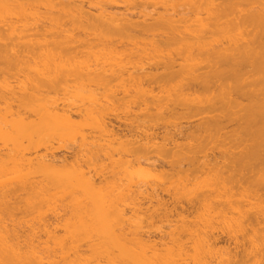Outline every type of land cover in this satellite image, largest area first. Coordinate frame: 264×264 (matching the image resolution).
Listing matches in <instances>:
<instances>
[{
    "label": "bare ground",
    "instance_id": "1",
    "mask_svg": "<svg viewBox=\"0 0 264 264\" xmlns=\"http://www.w3.org/2000/svg\"><path fill=\"white\" fill-rule=\"evenodd\" d=\"M79 1L0 0V61H6L4 65L1 62L0 67L4 70L6 68L7 71L9 65L16 67L17 64L20 67L23 64L26 68L24 63L40 51L44 58L42 67L40 64L37 67L35 59L31 60L35 61V64H32L33 68L31 67L29 74L35 73L36 76L38 72L39 76L35 78L32 74L34 78L29 77L30 85L22 84L23 87H19L21 90L15 87L17 91H3V82L0 84V91L3 92L0 94V103L4 105L0 108L7 106L3 113L0 112V118L5 120L6 125L3 123L0 127L1 140L4 138V142H0L5 143L2 144L3 149L0 145V216L1 213L11 215L15 222L23 224V230L26 224H31V220H43L40 226L44 229H40V234L46 231V238H49L47 242L45 240V243H40L37 237L39 235H36L39 230L35 232V228H39L30 225L28 228L34 229L29 237H26L28 241L25 238L20 240L21 226L18 228L15 222L14 226H9L11 220L8 223V216L6 219L0 218V264H210L213 258H210L211 255H218L222 251L215 249L221 240L214 233L218 224L223 225L224 229L221 230L227 233L228 240L238 241L243 236V240L249 241L247 246L250 245L249 248L253 249L248 252L249 256L251 252H259L264 259V0H87L90 1V7L97 10L96 15L86 12L87 6L80 5L86 0H83V3L81 0L80 4L75 3ZM148 1L154 4V10L160 6L164 10L163 13H158L152 23L147 22L150 14L141 16L147 17L144 18L145 23L134 22L130 18L131 14H127L130 12H127V8L135 7L134 9L147 11V6H150ZM119 6H126L127 13L123 14ZM42 7L45 12L40 11ZM113 7H118L120 13L111 10ZM134 12L136 14V11ZM190 14L194 18H189ZM37 22L38 24H35ZM39 23L44 24L43 27H39ZM39 36L60 37L49 44L44 43ZM76 36H83L82 39L92 36L87 40L88 44L91 40L90 47L88 44L85 46H88L87 50L91 48L88 50L91 53L96 52L92 54L93 57L87 51L90 58L95 60H85V56L81 61L78 60L77 49L70 46L72 44V47H75L81 38L77 39ZM97 36H100V39ZM64 37L67 38L66 42L61 39ZM115 37L116 40L121 37V40L132 38L129 39L133 40L132 42H136L135 39L141 41V54L149 55L144 59L160 57L159 64L149 67L152 72L147 68V72L143 69L144 72L140 73L139 69L145 68V64L141 66V63V67L135 72L133 69L137 67H132L130 60L133 58L125 55L126 52L122 53L125 46L123 51L120 47L116 50L115 45L119 43L114 42ZM158 37L163 40H158ZM95 38L98 41L95 48L98 46V49L92 46L96 43ZM219 38L225 42L219 45ZM104 41H109L108 44L114 43V46L111 45L115 51H112V47H109V50L110 45L107 46ZM102 42L107 46L106 50L102 48ZM173 46L175 53L170 50ZM175 46L180 47V50L176 52ZM99 48L103 49L105 57L100 55L102 50ZM73 49L76 50L73 52ZM109 51L113 52L112 56H109ZM120 52L119 56L125 55L124 58H119L117 53ZM97 54L99 60L96 58ZM73 57L77 60L73 61ZM109 57L111 60L116 57L121 63L123 59L124 66L126 61L130 60L131 65L128 62L126 65L129 64L133 69L124 70L126 68L121 66L120 62L112 60L116 67L120 65L121 69L117 70L113 67L114 63L109 61ZM101 58L105 61L101 66L113 65L114 69L107 65L109 70H113L109 71L103 67L97 70L94 66L97 63L96 66L100 67ZM104 58H108V63ZM179 60L181 63H178ZM88 61L89 65L97 62L88 66ZM7 63L9 65H6ZM5 65L6 67H3ZM39 67L43 71H40ZM17 69L16 67L14 71ZM21 71L19 73H22ZM115 80H128L137 90L136 94L130 96L134 92L133 87V90L128 89L132 91L129 97L124 95L127 97L123 100L124 103L128 102L123 104L127 112L121 111V107H124L121 105L123 96L119 100L117 92H111L112 95L116 94L113 97H118L115 98L117 102H122L117 103L108 92L107 88ZM61 81L67 84L68 81L73 84L75 81L78 86L77 81L81 84L80 87L88 84L97 85L98 88L105 86L104 92H108V96L106 93L102 95L95 92V97L102 95V98L106 95L104 98L113 99L116 102L114 105H121H115L120 112L117 114L118 111L115 112L117 109L114 107L113 110V100H101L100 97L98 100L94 97V92L91 100L86 101L87 107L82 105V108L75 107V103H70L75 108L67 106V103L64 104V98H59L58 102L57 98L56 101L48 100L50 91L64 87L65 83ZM59 82L60 86L63 84L62 87H58ZM172 83L174 86L168 92L166 89ZM67 84L69 90L64 87L66 91L62 89L63 95L64 92H72L75 85ZM155 87L162 89L161 95H156ZM139 91L142 97L141 94L137 95ZM133 95L139 96V101L136 102ZM69 96L74 98L71 93ZM130 97L131 102L133 97L135 99L133 104H130ZM104 100L109 101L110 106L106 105L107 101ZM137 104L140 109L135 112L138 114L132 116L135 112L132 111L131 114L130 106L137 107ZM112 112L115 114L112 115ZM121 112L134 118L130 119L125 114L121 117ZM139 114L142 120L138 119ZM135 117L141 124L136 120L140 128L134 129L139 132L141 129L142 132L140 125L143 124L142 127L146 130L142 133L133 129L136 121L132 120L136 119ZM180 117L199 119L182 126L175 123ZM115 123H118V126ZM94 125L99 130L98 134ZM4 127H7V132ZM227 128L231 129L228 133L225 132L228 131ZM221 132V140L214 144ZM75 133L79 138L81 136L82 144L76 139L78 136ZM65 134L73 137V140L75 137L76 145L81 144L79 148L74 144L77 150L73 147L68 154L58 156L54 153L56 148L49 146L45 154L35 153L37 148L33 145L37 142ZM206 143L211 149L210 143L214 144L213 154L200 157V154L207 152ZM216 150L221 156L214 155ZM220 157L222 161L217 159ZM202 158L205 160L202 161ZM134 166L141 170L145 167L146 171L156 173L160 177L171 179L181 176V179L177 180L178 184L174 182L169 185L167 182V187L164 183L150 187L151 190H141V187L137 188L138 192L137 189L134 190L139 194L138 197L142 196V201L150 203L151 207L149 205L144 208L145 202L140 203L138 197L134 199L131 186L123 184V174L127 176ZM198 176L207 180V186L201 184ZM162 193L167 194L171 200H165ZM180 197L187 199L182 201ZM135 200L139 204L134 202ZM253 200L255 203H252ZM57 201H61V211H64L67 217V223L65 219L60 221L63 216L59 218V222L66 223L61 225H65L63 230L67 231L65 235L69 236L68 241L65 236V239H61L62 236L56 234H53L56 235L54 238L51 228L54 223L48 220L51 216L45 215L47 208L48 211L50 208L47 207L48 204L52 206ZM66 201L69 206L64 204ZM15 211L21 212L25 218L23 214L37 215L33 219L29 218L30 221L24 218L26 223H22L23 220L16 221ZM53 214L56 215L57 212ZM67 214L72 216V221ZM185 215L194 219L189 221ZM174 216L180 218V224L171 231L169 237L170 243L174 240L175 243L172 242L171 247L167 246V249L164 246L163 254L157 249L158 245L156 247L152 241L142 238L141 235L145 236V226L141 225L145 223L144 218L146 222L152 220V223H147L153 224L155 220H162L163 217L169 222ZM46 218L53 225L49 227ZM56 225L54 226L57 227ZM261 225L263 226L256 227ZM57 228L53 233H57ZM140 229L143 230L141 234ZM147 236L150 239L149 235ZM83 241H86V250L82 246ZM234 245V251L245 247V244ZM228 247V253H232ZM254 254L253 260H263L257 257L259 254ZM221 258L222 262L223 257ZM227 259H230L227 264L232 263L231 258ZM226 261H223V264H226ZM239 261H234L233 264L240 263ZM260 261L254 264H259Z\"/></svg>",
    "mask_w": 264,
    "mask_h": 264
},
{
    "label": "rangeland",
    "instance_id": "2",
    "mask_svg": "<svg viewBox=\"0 0 264 264\" xmlns=\"http://www.w3.org/2000/svg\"><path fill=\"white\" fill-rule=\"evenodd\" d=\"M49 1H50V0H49ZM75 1H79V0H75ZM86 1H87V0H86ZM86 1L84 2V1L82 0V3H83V2L86 3ZM80 2H81V0H80L79 2H75V3L80 4ZM87 2H88V1H87ZM89 2H90V1H89ZM89 2L86 3L87 5L84 4V3H83V4H80V5H82L83 7L87 6V8H86V12H88V13H89V12L92 13L91 15H94V13H95V15H96L97 10H96L95 8H93V7H90V3H89ZM143 2H145V1H143ZM148 2H149V1H148ZM138 3H139V2H138ZM88 4H89V7H88ZM139 4H140V3H139ZM147 4H148V3H147ZM149 4H150V6H147L148 9H146V10L148 11V13H147V11H144L143 9H139V8H138V10H139V12H138L137 8L134 9L135 7H128V8H127L126 6H119V8H120V10L122 11L123 14H126L128 11H130V12H128L127 14H131L132 17H130V18H132V20H133L134 22H138V23H139V22H140V23H145L146 21H144V20H145L144 18H145L146 16H145L144 18L141 17V16H144L143 14H150V16H148V17H149L148 20H147V19H146V20H147L148 23H152L153 20L156 19V17L158 16L157 14H158V13H161V12L163 13L164 10H163L160 6H158V7H155V10H157V11L161 10V11H160V12H157V11H155V10L153 9V8H154V6H153L154 4L152 3V4H153V5H152L151 2H149ZM151 6H152V7H151ZM122 7H123V8H122ZM125 7H126L128 10L125 9ZM90 8H91V9H90ZM117 8H118V7H117ZM117 8H114V7H113L111 10H113L114 12L118 11V12L120 13L119 8H118V10H117ZM157 8H160V9H157ZM40 9H41V8H40ZM40 9H39V10H40ZM84 9H85V8H84ZM92 9H93V10H92ZM132 9H133V11H132ZM42 10H44L43 12H45V8L42 7V9H41L40 11H42ZM88 10H89V11H88ZM126 10H127V12H126ZM141 10H143V11H142L143 13L141 12ZM153 10H154L155 12H157V13H155ZM162 10H163V11H162ZM95 11H96V12H95ZM134 11H136V14H134V13H135ZM151 11H153V12H151ZM131 12H132V13H131ZM144 12H145V13H144ZM97 14H98V13H97ZM151 15H152V16H151ZM153 15H154V16H153ZM128 16H129V15H128ZM137 16H138V17H137ZM155 16H156V17H155ZM191 16H192V18H194V16H193L192 14H190V17H189V15H188L189 18H191ZM154 17H155V18H154ZM146 18H147V17H146ZM189 18H188V20H189ZM43 21H44V20H43ZM43 21H42V23H43ZM143 21H144V22H143ZM190 21H191V20H190ZM40 22H41V21H40ZM33 23H34V22H33ZM35 24H38V22L35 23ZM43 25H44V24L39 23V27H43ZM39 27H38V25H37V28H39ZM75 32H76V30H75ZM75 32H74V34H76ZM78 32H79V31H78ZM39 37H40V38L42 37L44 43H45V42H49V44H52V43H54V42H55L60 36H59L58 38H57V36H39ZM66 37H68V36H66ZM73 37H74V36H73ZM73 37H71V38L74 40ZM80 37H81V38H80ZM84 37H86V36H84ZM89 37H90V39H91L92 36H89ZM89 37H87V39H86V38H85V39H82L83 36H79V37L76 36L75 38H77V39L80 38V39L77 41L76 44H75L73 41H70L71 38H68V40H69L71 43L73 42V43L76 45L75 47H72V44H71V45L69 44V45L71 46V48H76V49H77V50H76V49H73L72 51H73V52H74L75 50H76V52L78 51L77 54H76V56H78V54H79V57H81V58H79V57H77V58H78V60L80 59V61H81L82 59H84V56H85V60H86V59H87V60L90 59L89 61H91L92 59L95 60V58H92V59H91L89 55H90V54H91V55H92V54H96V52L94 53V52L92 51L93 53H91L90 51H88V50H90L91 48L87 50L86 47H88V46H85L86 44H88V41H87V40H88ZM97 37H98V36H97ZM99 37H100V36H99ZM99 37H98V38H99ZM93 38H94V37H93ZM103 38H104V37H102V40H103ZM113 38H114V37H113ZM120 38H121V37L117 38V40H116V37H115V39H114L115 41H114L112 38H111L112 40H111L110 38H109V39H110L112 42L114 41V42H116V43H117V42L119 43V44H116V43H115V44H116L115 47L117 48V49H116L117 51H118V48H119V47L121 48V49H120V48H119V49L122 50L123 46H125V47H124V48H125L124 51L122 50L123 52H122V51H121V52H122V53H125V52H126V53H128V54L125 53V55H127V56L130 55V58H131V57L133 58V59H130V60L132 61V65H131L130 60H129V62H128V60H127L126 63H127V62L130 63V65H131L132 67H133V66H134V67H137V68L133 69V68H131V66H130L129 64L126 65V63H125V66L122 65L125 61L123 62V59H122V60L120 59V60L122 61V63H121L120 61H117V59H116L117 55L114 54V56H116V57H115V60H116L117 62H120L121 66H123V67L126 68V69H124V70H130V71H131V69H133V70L135 71L136 69H139L141 66H143V64H145V65H144L145 68H141L142 70L139 69L140 73H141V71L144 72V70H146L145 72H147V68H148V71L152 72L151 70H149V67H151V66H152V67H155V65L159 64L158 62H159L160 57H159V59H156V58H155V59H154V58H152V59H151V58H149V59H144L145 57H147V56H149V55L141 54V51L143 50V46L140 44V43H142L141 41H138V40H136L135 38H133V39H135L134 41H136V42H132L133 40H129V39H132V38H128V39L125 38V39H122V40H121ZM42 39H39V40L41 41ZM61 39H64L65 42L67 41V40H66L67 38L65 39V37H64V38H61ZM77 39H76V40H77ZM99 39H100V38H99ZM105 39H106V38H105ZM107 39H108V38H107ZM139 39H140V38H139ZM161 39L163 40L162 37H158V40H161ZM219 39H220V38H219ZM222 39H224V38H222ZM83 40H84V41H83ZM97 40H98V39H97ZM150 40H151V39H149V42H150ZM61 41H62V40H61ZM64 41H63V42H64ZM85 41H87V43H86ZM90 41H91V40H89V44H90ZM93 41H94V40H93ZM95 41H96V38H95ZM105 41H107V40H105ZM105 41H104V44L107 43V42H105ZM111 41H110V42H111ZM142 41H145V40H142ZM147 41H148V39H146V42H147ZM218 41H219V40H218ZM51 42H52V43H51ZM97 42H98V41H96V43L94 42L95 45H94V44L92 45L93 42L91 43V45L94 47V49H98V46H97V48H95L96 45H98ZM112 42H111V44H112ZM137 42H138V43H137ZM221 42H222V43H221ZM224 42H225V40H224V41H223V40L221 41V39H220V42H218V43H219V45H220V44H223ZM68 43H69V42H68ZM99 43H101V41H100ZM108 43H109V41H108ZM108 43L106 44L107 46L110 45V46H108V49H109V47H110V48L112 47V51H113V50L115 49V48L113 49L114 43L112 44L113 46H112L111 44H108ZM47 44H48V43H47ZM66 44H67V43H66ZM74 44H73V45H74ZM89 44H88V45H89ZM102 44H103V42H102ZM102 44H99V46H100V45L102 46ZM104 44H103L102 48L104 47V50H106L105 47L107 48V46H105ZM132 44H133V45H132ZM135 44H136V46H135ZM137 44H139V45H137ZM118 45H119V46H118ZM51 46H52V45H51ZM92 46H91V47H92ZM134 46H135V48H134ZM137 46H138V47L140 46V47L138 48ZM89 47H90V45H89ZM126 47L128 48V50H126V49H127ZM136 47H137V48H136ZM175 47H176V50H175L176 52L180 50V47H178V46H175ZM220 47H221V46H220ZM69 48H70V47H69ZM140 48H141V49H140ZM130 49H132V50H133L132 52L135 53L136 55L133 54V53L131 52ZM137 49H139V50H137ZM41 50H42V49H41ZM85 50H86V51H85ZM99 50H102V51L100 52V55L102 54V55L104 56V54H103V53H104L103 49L99 48ZM109 50H110V49H109ZM140 50H141V51H140ZM170 50L174 52V46L171 47ZM42 51H43V50H42ZM72 51H71V53H73ZM87 51H88V53L90 52L89 55H88ZM94 51H95V50H94ZM96 51L98 52V50H96ZM107 51H108V50H107ZM114 51H115V50H114ZM114 51H113V52H114ZM138 51H139V52H138ZM105 52H106V51H105ZM109 52H110V51H109ZM109 52H108V54H109ZM113 52H110L109 56H112L111 54H113ZM121 52H120V53H117L118 56H119V54H121ZM173 52H172V53H173ZM40 53H42V52H41V51H40V52H37V53H36L31 59L29 58V59L26 61V63H24L25 66H26V68L23 67V66H24L23 64H21L20 67H18L17 64H16V67L19 69V71H18V69H17V71L15 72L14 70H16V67H15L14 65H13V66H12V65H9L8 63H7L6 65H9V66H7V67L9 68V70L7 69V71H6V68H5V70H4V68L0 67V68H2V69L4 70V71H1L2 69H0V84L3 82L2 84H3V86H4V87L0 86V87H2L1 89L4 88L3 91H7V90H15V91H17L16 88H18V89H19V87L22 88V87H23L22 84H23L24 86H25V85H27V86L30 85V83H29V77H31L32 74H34V76H35V73H32L31 75L29 74V73L31 72V71H30V70H31V67L33 68V65H34L35 63H37V67H38L39 64H40L39 66L42 67L41 65L44 63V61H43L44 58H43V56H42ZM98 53H99V52H98ZM115 53H116V52H115ZM129 53H130V54H129ZM131 53H132L133 56H131ZM137 53H138L139 55H137ZM174 53H175V52H174ZM105 54H107V53H105ZM140 54H141V55H140ZM74 55H75V54H73V56H74ZM98 55H99V54L96 55L97 57L95 56L97 59H98ZM102 55H101V56H102ZM125 55H123L122 57L124 58ZM174 55H175V54H174ZM71 56H72V55H71ZM82 56H83V58H82ZM92 56L94 57V55H92ZM101 56H99V57H101ZM106 56L108 57V55H106ZM127 56L125 57V59L127 58ZM152 56H153V55H152ZM87 57H88V58H87ZM104 57H105V56H104ZM120 57H121V55L119 56V58H120ZM122 57H121V58H122ZM155 57H156V56H155ZM102 58H103V57H102ZM102 58L100 59L101 62L99 61V63H100V67H97V66H99V65L96 66L97 63L95 64V62H97V61L92 62V64H91V62H90V64H91V65H94V64H95L94 67H95L97 70H100V69H103V68H107L106 66H107L108 64H107V65L104 64V67H103V64H102V66H101V63H102V62H105V61H102ZM109 58H110V57H109ZM119 58H118V59H119ZM147 58H148V57H147ZM157 58H158V56H157ZM2 59H3V58H1V60H2ZM32 59H33V60L35 59L36 62H35V61H31ZM71 59H72L73 61H74V60H77L76 57H75V58L73 57V58H71ZM105 59H107V60H106V63H108V58H104V60H105ZM3 60H4V59H3ZM3 60L0 61V63L3 62ZM85 60H83V61H85ZM98 60H99V59H98ZM110 60H111V58L109 59V61H110ZM112 60H114V57H113ZM112 60H111V61H112ZM115 60H114V61H115ZM162 60H163V59H162ZM80 61H79V62H80ZM89 61H88V66H91V65H89ZM92 61H93V60H92ZM111 61H110V62H111ZM116 61H115V62H116ZM4 62L6 63V61H4ZM4 62H3V65L5 64ZM31 62H32V63H31ZM34 62H35V63H34ZM79 62H78V65H79ZM112 62H113V61H112ZM115 62H113V63H114V66H113V65H112V66H113L115 69L117 68V70L121 69V68H119L120 65H119V67H116V66H115V65H116ZM33 63H34V64H33ZM75 63H76V62H75ZM81 63H82V62H81ZM81 63H80V65H82ZM84 63H85V62H84ZM93 63H94V64H93ZM113 63H111V64H113ZM141 63H142V65L139 66ZM178 63H181V61L179 60ZM1 64H2V63H1ZM1 64H0V66H1ZM13 64H14V63H13ZM32 64H33V65H32ZM71 64H72V63H71ZM86 64H87V63H86ZM117 64H119V63H117ZM137 64H138V65H137ZM6 65L3 66V67H6ZM18 65H19V64H18ZM31 65H32V66H31ZM44 65H45V64H44ZM76 65H77V64H76ZM10 66H11V68H10ZM35 66H36V65H35ZM83 66H85V64H83ZM86 66H87V65H86ZM108 66L112 67L111 65H108ZM117 66H118V65H117ZM126 66H127L128 68H127ZM147 66H148V67H147ZM13 67H14V68H13ZM40 67H39L38 69H40ZM43 67H44V66H43ZM92 67H93V66H92ZM92 67H91V69H92ZM94 67H93V69H95ZM101 67H103V68H101ZM110 67H109V68H110ZM113 67H112V68H113ZM138 67H139V68H138ZM99 68H100V69H99ZM114 68H113V69H114ZM22 69H23V71H21ZM93 69H92V70H93ZM107 69H108V68H107ZM113 69H110V70H113ZM143 69H144V70H143ZM177 69H178V68H177ZM33 70H34V69H33ZM35 70H36V67H35ZM35 70H34V72H37V71H35ZM108 70H109V69H108ZM110 70H109V71H110ZM20 71H21L22 73H19ZM24 71H25L26 73H25ZM40 71H43V70L40 69ZM130 71H129V72H130ZM137 71H138V70H137ZM139 71H138V72H139ZM17 72H18V73H17ZM125 72H126V71H125ZM132 72H133V71H132ZM132 72H131V73H132ZM135 72H136V71H135ZM135 72H134V73H135ZM153 72L155 73V71H153ZM160 72H161V71H160ZM23 73H24V74H23ZM40 73H42V72H40ZM140 73H137V74H140ZM26 74L29 75V76H27ZM25 75H26V77H28V78H27L28 81H27V79L25 78ZM37 75L39 76V73H38V72L36 73L35 78L38 77ZM134 75H136V73H135ZM23 76H24V77H23ZM32 77H33V76H32ZM33 78H34V77H33ZM33 78H31V79H33ZM30 81H31V80H30ZM66 81H67V80H66ZM70 81L72 82L73 80L70 79ZM79 81H80V80H79ZM61 82H64V81H61ZM61 82H59V83L57 84L58 87L60 86V83H61ZM4 83H5V84H4ZM64 83H65V85H63V84H62V85H63L64 87H66V84H67V83H66V82H64ZM76 83L78 84V86H76L75 81H74V84H75V85H74L73 83H70L69 81H68V84H67V86H68L69 84H73V85H74V88L72 87L73 85H71V87H72L73 90L70 89V90H72V92L69 91V94L71 93V94L74 96L75 99H74V98H73V99L70 98L69 94L66 93V92H64L65 95H63V93H62V89L65 90L64 87H63V88H58V87H57V88H58V89H56L57 91L52 90V91L49 92V95H48L49 98H48V100H49V99H50V101H56V100H57V102H58V101H59V98H60V99H61V98H64V104L67 103V104H66L67 106H73L72 104L70 105V103H73V104L75 103V107L78 108V107L80 106V107L82 108V107L85 106V105H86V107H87V102H86V101L89 100V99L91 100V95H93L95 92L98 93V94H102V95L106 93V92H104V88H103V87H105V86H102V87H99V88H98L97 85H94V86H93V84H88V85H82L83 87H80L81 84H79L77 81H76ZM81 83H82V82H81ZM85 84H86V82H85ZM172 84H173V85H172ZM172 84H171V85H170V84L168 85V87H167V89H166L167 91H168V90H172L171 87L174 86V83H172ZM62 85H61L60 87H62ZM89 85H91L92 87H90ZM5 86H6V89H5ZM21 86H22V87H21ZM109 86H110V87L112 86V87H111L112 91H110V87L107 86L108 88H107V87H106V88L109 90L108 92H110V93H111V92H114V91L117 92V95H116V94H114V95L118 96L119 98H118V97H117V98H118L119 100L121 99L122 96L124 97V95H126L127 97H129L128 95H130L129 93L132 92V91H129L128 89H130V90H133V89H134V92H132L130 96H132L133 93L136 94L135 91H137V90L135 89L134 84H133L132 82L128 81V80H124V81H116V80H115V81H113ZM15 87H16V88H15ZM71 87H70V88H71ZM96 87H97V88H96ZM133 87H134V88H133ZM132 88H133V89H132ZM155 88H156V87H155ZM169 88H171V89H169ZM59 89H61V91H60ZM107 89H105V91H106ZM113 89H114V90H113ZM19 90H21V89H19ZM19 90H18V91H19ZM66 90H69V89H67V87H66ZM66 90H65V91H66ZM163 90H164V89H163ZM173 90H174V89H173ZM53 91H54V92H53ZM128 91H129V92H128ZM161 91H162V89H159V88L157 87L156 90H155L156 95H157V94L161 95V94H162ZM0 92H1V91H0ZM93 92H94V93H93ZM108 92H107V93H108ZM115 92H114V93H115ZM168 92H169V91H168ZM2 93H3V92H1L0 94H2ZM96 93H95V94H96ZM107 93H106V95H107ZM137 93H138L137 95L140 96L141 92L139 91V92H137ZM95 94H94V97L97 96V94H96V95H95ZM108 94H109V93H108ZM67 95H68L69 97H68ZM102 95H98V96L101 98ZM106 95H104V97H107V96H108V95H107V96H106ZM114 95H112V93H111V96H112V97H113ZM137 95H136V96H137ZM63 96H64V97H63ZM116 96L113 97L114 100L117 99ZM133 96H134V95H133ZM136 96H134V97H135L136 102H137V100L139 101V99H137L139 96H137V97H136ZM65 97H66V98L68 97V98L71 100V102H69L70 100H69L68 98L65 99ZM92 97H93V96H92ZM99 97H95V98L98 99ZM104 97H102L101 100H102V99H107V100H109V101H110V100H113V99H108V98H104ZM109 97H110V95H109ZM123 97H122V102H123V103L120 102V101L117 102L118 100H116V102H117V103H122L121 105H123V104L125 105V103L128 104L127 101L124 103V101L126 100L125 98H127V97H124V99H123ZM134 97H133V102H131V100H132L131 98H132V97H130V100H129V101L131 102L130 104H133V103H134V101H135ZM141 97H142V94H141ZM56 98H57V99H56ZM86 98H87V99H86ZM115 98H116V99H115ZM55 99H56V100H55ZM85 99H86V100H85ZM62 100H63V99H62ZM62 100H61V101H62ZM65 100H66V102H65ZM67 100H69V101H67ZM72 100H73V102H72ZM98 100H100V99H98ZM107 100H104V101L106 102ZM114 100L112 101L111 105H112L113 103H116V102H114ZM123 100H124V101H123ZM127 100H128V99H127ZM61 101H60V103H61ZM74 101H75V102H74ZM104 101H103V103H105ZM109 101H107V103H105V104H106V105L109 104V106H110V103H108ZM0 102H2V101H0ZM110 102H111V101H110ZM4 103H5V106H6L7 104H6L5 101H4ZM60 103H58V104H60ZM62 103H63V102H62ZM62 103H61L60 105H62ZM90 103H91V102H90ZM90 103H89V101H88V104H90ZM93 103H94V102H93ZM139 103H140V102H139ZM82 105H83V106H82ZM90 105H91V104H90ZM113 105H114V104H113ZM115 105H116V104H115ZM115 105L112 106V108L114 107L115 109H117L116 107H117L118 105H120V104H117L116 107H115ZM121 105H120V106H121ZM124 105H123V106H124ZM134 105H135V104H134ZM0 106L3 107L4 105L0 103ZM62 106H63V105H62ZM127 106H130V105H127ZM136 106H137V107L130 106V107H131V108H130V109H131V114H132L133 112H135V111L138 112V110L140 109V108L138 107V104H137ZM2 107H1V108H2ZM6 107H7V106H6ZM6 107L2 108V110H0V112L3 113V111L5 110ZM75 107L73 106V108H75ZM80 107H79V108H80ZM1 108H0V109H1ZM84 108H85V107H84ZM114 108H113V110H115ZM119 108H120V107H119ZM134 108H135V109H134ZM138 108H139V109H138ZM137 109H138V110H137ZM118 110H119V109H117L115 112H117ZM122 110H123V112L126 111V106H124L123 108L121 107V111H122ZM132 111H133V112H132ZM115 112H114V113L112 112V115L115 114ZM119 112H120V111H118L117 114H118ZM126 112H127V111H126ZM137 112H135L132 116H135V114H138ZM121 113H122V112H121ZM121 113H120V114H121ZM139 113H140V112H139ZM124 114H125V113H124ZM124 114L122 113L121 117H122V116L124 117ZM125 116H129L130 119H131V118H134V117H132L131 115H126V114H125ZM130 116H131V117H130ZM139 116H140V114H139ZM2 117H3V116H2ZM190 117H191V116H190ZM195 117H196V116H195ZM195 117H194V120H193L192 118L190 119L189 117H187L188 119H190V121H189L187 118H181V117H180V118H178V119L176 120V122H175V121H174V122H175V123H178V124H181L182 126H187L186 123L188 124V123H193L194 121H195V122L198 121L199 117H198V118H195ZM3 118H4V117H3ZM75 118H76V117H75ZM135 118H136V119H134V120H132V121H136V120H137V117H135ZM0 119H1V120H0V121H1V123H0V127H1V125H3V123H4V126H6V125H5V122H4L5 120H3L2 118H0ZM5 119H6V118H5ZM138 119H141V116H140V118H138ZM155 119H157V118H155ZM196 119H197V121H196ZM2 120H3V121H2ZM76 120H78V118H77ZM141 120H142V119H141ZM137 121H139V120H137ZM137 121H136V123H134L135 125L133 124V129L139 127L138 124H137V123H138ZM155 121H156V122H161V120H155ZM188 121H189V122H188ZM192 121H193V122H192ZM140 122H141V121H139V124H141ZM171 122H173V121H171ZM117 124H118V123H115L116 126H118ZM136 124H137V125H136ZM135 126H136V127H135ZM140 126H141V128H142V132H143V130L145 129V128L143 129V127H142L143 124L140 125ZM144 126H145V125H144ZM2 127H3V126H2ZM94 127H95V125H94ZM94 127L92 126V128H94ZM145 127H146V126H145ZM139 128H140V127H139ZM139 128H137V129L139 130ZM230 128H231V126H230ZM230 128H229V129L227 128L228 131L225 130V132H226V133L230 132V131H229V130H231ZM3 129L6 130L7 127H6V128L4 127ZM89 129H90V128H89ZM89 129H88V130H89ZM96 129H97V127H95V130H96ZM137 129H134V131H136V132H138V133H142V132H141V129H140V132L137 131ZM91 130H92V129H91ZM95 130L93 129V131H95ZM145 130H146V129H145ZM145 130H144V131H145ZM7 131H8V130H6V132H7ZM98 131H99V130L97 129V131H96L97 133H96V132H93V133H94V134H95V133L98 134V133H99ZM86 132H87V129H86ZM91 132H92V131H91ZM156 132H160V131H159V130H158V131L156 130ZM161 132H162V131H161ZM223 132H224V131H223ZM223 132H221V133L219 134L220 136L217 135V138H218V139L216 138V142H215V143L213 142L214 144L219 143L218 141L221 140L220 137H221V135L223 134ZM225 132H224V133H225ZM89 133H90V132H89ZM70 134H71V133H69V135H70ZM75 134H76V133H75ZM86 134H88V133H86ZM69 135H68V134H65V135L62 136V137H59V136H58V137H55V138L48 137V138H46V139H43V140L37 142L36 144L33 145L35 148H37V152H35V153H39L40 155H42L44 152L47 151L46 149H48L49 146H50V147L52 146V148H53V147L56 148V149H54V153H55L56 155L60 156V155H63V154H68L70 151H72L73 147H75V146H77V148H79L78 146H80V145L82 144L81 136H80V138H79V135L76 134V135L78 136V137L76 136V137H77L76 139H77V140L79 139V142L81 141V142H80L81 144L76 145V144L74 143L75 137H74V140L72 139L73 137H70V136H73V134H71L70 136H69ZM0 136H1V135H0ZM60 138H61L62 140H59ZM3 139H4V138H3ZM3 139H2V140H3ZM234 139L236 140L237 138H234ZM2 140H1V137H0V141H2ZM3 142H4V140H3ZM75 142H77V141L75 140ZM79 142H78V143H79ZM0 143H1V142H0ZM184 143H186V142H184ZM213 143H210L211 146H212V149H214V147H213L214 144H213ZM2 144H3V143L0 144V145L2 146L1 149H3V145H4L5 143H4L3 145H2ZM74 144H75V146H74ZM206 144H208V143H206ZM212 144H213V145H212ZM243 145H244V144H243ZM207 147H210V145L208 144ZM207 147L205 148V150H207V152L200 154V155H199L200 157H204V156H206V154H207L208 156H212L213 151H212L211 147H210V148H207ZM244 147H245V145L242 146V148H244ZM4 148H5V147H4ZM35 148H34V149H35ZM70 148H71V149H70ZM77 148L75 147L76 150H77ZM209 150H210V151H209ZM216 151H217V150H216ZM219 151H220V150H219ZM210 152H212V153L210 154ZM214 152H215V151H214ZM220 152H221V151H220ZM35 153H34V155H35ZM216 153H217V154H216ZM39 154H38V155H39ZM44 154H45V153H44ZM34 155H33V157H34ZM142 155H143V154H142ZM214 155H217V156L219 157V156H221V153L219 154V152L217 151V152H215ZM29 157H32V156L29 155ZM217 159H219V160L222 161L221 157H220V158H217ZM201 160L204 161L205 159L203 160V158H202ZM219 160H218V161H219ZM221 161H219V162H221ZM145 169H146V168L144 167V168L141 170V169L137 168V166H136V167L134 166V169H132V171H131L127 176L123 174V184H128L129 186H131L132 191L136 190L137 188L140 189V187H141V190H142V188H143L144 190H146V189H147V190H151L150 187H152V186L155 187V185H158V184H164V183H166L165 187L168 186L167 182L169 183V185H170L171 183H174V182H177V183H175V184H178L179 181H177V180L181 179V176L178 177V178H177V177H174V178L171 177V179H170V178L160 177V176H158V174L148 172V171H146ZM197 175H199V176L201 177V174H197ZM199 176H198V177H199ZM200 177H199L198 179L200 180L201 184H205V186H207V185H206V184H207V180H206V179H201V178H204V176L201 177V178H200ZM4 179H5V178H4ZM123 184H122V185H123ZM173 185H174V184H173ZM138 189L136 190L137 192L139 191ZM136 191L133 192V193H134V195H133V196H134V199H135V197L137 198L138 195H139ZM135 194H136V195H135ZM137 194H138V195H137ZM162 195H163L162 197H164V199L166 198L165 200H168V198H169V200H171V198L168 197L167 194L162 193ZM141 197H142V196H139V197H138V198H140V199H139L140 203L143 204V203L145 202V203H144V206H145L144 208L149 207L150 203H149V202L147 203L146 200H143V201H142V200H141V199H142ZM180 198H181L182 201H185V199H187V198H183V197H180ZM181 200H180V201H181ZM13 202H14V201H12V203H13ZM58 202H59V201H57V203L55 202L54 204L52 203V204H53L52 206H50V205H51L50 203H49V204L47 203V204H48L47 207H50V208H49V211H48V208H47L46 213H45V211H42V212H44L45 215L47 214L48 216H51L50 219H48V220H49V221L51 220V222H53L54 225H56V222H57V224H58V225H56L57 227H59V225H60V227H59V229H58V228L55 227L53 224H51V222H48L47 218H49V217L46 216V217H47L46 220H47V222H48L47 224L49 225V227H50L51 225H53V226H51V228H53V229H52V235H53V234H56L57 236H58V235H59L60 237L62 236L61 239H63L64 236L66 237L65 234H67V231L64 232L65 230H63V229H64V226H65V225H61V224L65 223V222L67 223V217H66L65 212L63 211V212H64V213H63V212L61 211V209L63 208V207H61V205H62V204H61V201H60L59 203H58ZM134 202H136V200H135ZM136 203L139 204V202H136ZM146 203H147V204H146ZM252 203H255V201L253 200ZM47 204H46V205H47ZM55 204H57V205H55ZM60 204H61V205H60ZM64 204H65V205L67 204V206H69L68 201L64 202ZM64 204H63V205H64ZM71 204H72V203H71ZM145 204H146V205H145ZM154 204H155V203H154ZM245 204H247V203H245ZM59 205H60V206H59ZM65 205H64V206H65ZM44 206H45V205H44ZM44 206H43V207H44ZM150 207H151V205H150ZM43 209L45 210L46 208L44 207ZM2 211H3V210H2ZM59 211H61L62 213L59 212ZM0 212H1V211H0ZM5 212H7V211H4V213H5ZM12 212L14 213V210H13ZM15 212H16V215H17V216L15 215V216L17 217V218H16V221H17V219H19L18 221L23 220L24 222L20 221V222H22V223H26V221H25L26 218H28L27 221H30L29 218H30V219H31V218L33 219V217H35V216L37 215V214H32V215L23 214V215L26 216V218H25L24 216H22L21 212H20V213H19L18 211H15ZM47 212H48V213H47ZM53 212H54V213L57 212V214L54 215ZM67 212H68V211H67ZM4 213H3V214H4ZM7 213H10V212H7ZM13 213H10V214L13 215ZM20 214H21V215H20ZM49 214H50V215H49ZM58 214H59V215H58ZM57 215H58L59 217H58ZM67 215L69 216V214H67ZM70 215H71V213H70ZM7 216L9 217V219H7V220H8V223H9V221L11 220V221H10L11 223H9L10 225L7 223L9 226H12V225L14 226V224H15V225L18 226V228H19L21 225H23V224H19V222H15V220H14L15 218H12L11 215H8V214L2 215V213H1L0 218L3 219V217H4V219H6L5 217H7ZM19 216H20V217H19ZM21 216H22L23 219H21ZM56 216H57V218H55ZM62 216H63V217H62ZM130 216H131V215H130ZM10 217H11V219H10ZM60 217H62V218H60ZM65 217H66V218H65ZM184 217H186V215H185ZM24 218H25V220H24ZM59 218H60V221H61V220H64V219H65L66 221H65V222L63 221L62 223H60V222H59ZM69 218L71 219L72 216H71V217L69 216ZM69 218H68V219H69ZM186 218H187V217H186ZM54 219H55V220H54ZM70 219H69L68 221H70ZM72 219H73V218H72ZM72 219H71V221H72ZM156 219H157V218H156ZM187 219H188L189 221H190V220L192 221V220L194 219V217H188ZM7 220H5V221L7 222ZM13 220H14V221H13ZM144 220H145V223H142V225H141V226H145V227H143V229H145V230H144L145 232H143V233H145V236H146V237L143 236V235H141L142 238L144 237V238H143L144 240H146V238H147V240H149L150 242L152 241L153 244H156V247H157V245H158V247H160V248L157 247V249L161 250L162 252H163V250H164V249H163L164 246H166L165 249H167V246H168V248H169V246L172 244V242L175 243V240L172 241V242L170 243L171 240L169 239V237H170L171 231H173V229H175V228L180 224V223H179V222H180V218H179V217H177V216L171 217L170 220H169V222H167L166 219L164 220V217L162 218V220H161V219H158V220H155V219H154L155 221L153 222V224H148L149 222L152 223V220H147V222L149 221L148 223L146 222V219H145V218H144ZM188 220H187V221H188ZM14 222H15V223H14ZM32 222H33L34 224H33ZM41 222H43V220H42V221H40V220H33V221H32V220H31V222H29V223H31L30 225H33V226L36 225V227L39 228V229H37V230H36V228H35V232L39 230L38 232H36V235H37V234L39 235V236H37L38 239H39V242H40V243H43L45 240H46V242H47L49 238H48V237H47L48 239L46 238V235H47V234H45L46 231H44V232L42 231L43 234H42V233L40 234V231H41L40 229H42V230L44 229V227L41 228V226H40ZM58 222H59V223H58ZM143 222H144V221H143ZM13 223H14V224H13ZM36 223H37V224H36ZM38 223H39V224H38ZM66 223H65V224H66ZM143 224H144V225H143ZM24 225H25V224H24ZM30 225H29V226H30ZM41 225H42V224H41ZM29 226H28V224H26V228H25V226H24V230H23V226H21L22 229H21V228H20V229H21L22 231L20 230L21 232H20V234H19V236H21L20 240H22V238H25V239H26V237H29V235L31 234V230H33L34 228H33V226H32L33 229H30V228H28ZM61 226H62V228H61ZM262 226H263V225H261V226H256V227H262ZM30 227H31V226H30ZM54 227L57 228V229H56V231L58 230L57 233H56V232L53 233V230L55 229ZM216 227H217V229L214 231V233H215L216 236H219V238H220L221 240L216 244V246H215V245H214V246H215V249H217V251H219V249L222 250V251H220V253H218V255H217V253H216L215 256H213V254L211 255V257L209 256L210 258L213 257L211 260L208 258V260H210V262H211L210 264H223V261H226V260H227V261H226V264H227L228 260L230 261V259H227V258H231V262H232V263H230V264H233L234 261H239V260H240V261H239L240 263L242 262L241 264H254V263H256V262L258 263V262L260 261L259 259H258L259 261H258V260L256 261V260H253V259H252V258L255 257V254H254V253H257V255H258L259 252H254V253L251 252V256L248 255V252L251 251V250H253V249H250V248H249L250 245L247 246V245L249 244V243H248L249 241H245V240H243V239H242L243 236L240 237L241 234L238 236V237H240V238L238 239V241L228 240V239H227V236H228L227 233L221 230V228L224 229L223 225L218 224ZM263 227H264V226H263ZM50 230H51V229H50ZM140 230H141V229H140ZM142 231H143V230H141L140 234L142 233ZM26 232H28V233L30 232V233L28 234V233H26ZM58 232H59V233H58ZM63 232H64V233H63ZM147 232H149V233H147ZM23 234H24V235H23ZM27 234H28V236H27ZM60 234H61V235H60ZM44 235H45V236H44ZM56 235H53V236H55L54 238H56ZM147 235H149V238H150V239H148V236H147ZM47 236H48V235H47ZM35 237H36V236H35ZM65 237H64V239H65ZM67 237H68V239H69V236H67ZM67 237H66V239H67ZM246 238H247V237H245V239H246ZM27 239H28V238H27ZM27 239H26V240H27ZM34 239L36 240L37 238H34ZM57 239H58V238H57ZM68 239H67V241H68ZM152 239H153V240H152ZM247 239H248V238H247ZM248 240H249V239H248ZM23 241H25V240L23 239ZM23 241H22V242H23ZM27 241H28V240H27ZM37 241H38V240H37ZM42 241H43V242H42ZM80 241H82V240H80ZM86 241H88V240H86ZM86 241H85V243H84V241H83V244H84V245L82 244V246H84L83 248H84L85 250H86V248H87V247H86V245H87V244H86ZM153 241L156 242V243H154ZM88 242H89V241H88ZM244 242H246V243H244ZM44 243H45V242H44ZM81 243H82V242H81ZM81 243H80V244H81ZM152 243H151V244H152ZM157 243H158V244H157ZM235 243H236V244H237V243H238V244H245V247H243V248L240 249V250H236V251H234L233 249L235 248V245H234ZM247 243H248V244H247ZM85 244H86V245H85ZM189 244H190V243H189ZM228 246H229V247H228ZM170 247H171V246H170ZM172 247H173V246H172ZM225 247H226V248H225ZM227 247H228V248H231L230 251H231L232 253H228V251H227ZM246 247H247V248H246ZM244 248H245V249H249V250H245ZM148 249H149V248H148ZM225 249H226V251H225ZM150 250H151V249H150ZM217 251H216V252H217ZM230 251H229V252H230ZM233 252H236L237 254H236V253H233ZM165 253H166V252H165ZM213 253H215V252H213ZM163 254H164V252H163ZM228 254H229V255H228ZM223 255H225V256H223ZM230 255H231L232 257H230ZM259 255H260V256H259ZM259 255L257 256V257H259V258H261V257L263 256V255H261V253H260ZM228 256H229V257H228ZM235 256H237V257H235ZM252 256H253V257H252ZM221 257H223V261H222V262H221V260H222ZM242 257H243V258H242ZM241 258H242V259H241ZM224 259H225V260H224ZM254 259H255V258H254ZM261 259H263V258H261ZM254 261H255V262H254ZM261 261H262V263L264 264V262H263L264 259L261 260ZM261 261H260L259 264H261ZM208 263H209V262H208ZM224 263H225V262H224ZM240 263H236V264H240ZM45 264H46V263H45ZM200 264H201V263H200ZM228 264H229V263H228Z\"/></svg>",
    "mask_w": 264,
    "mask_h": 264
}]
</instances>
